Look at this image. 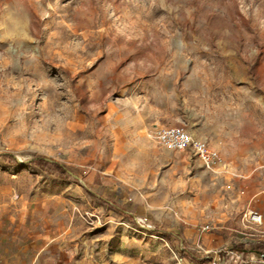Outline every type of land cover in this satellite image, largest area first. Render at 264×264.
I'll list each match as a JSON object with an SVG mask.
<instances>
[{"label":"rangeland","instance_id":"obj_1","mask_svg":"<svg viewBox=\"0 0 264 264\" xmlns=\"http://www.w3.org/2000/svg\"><path fill=\"white\" fill-rule=\"evenodd\" d=\"M168 127L215 163L159 144ZM1 153L74 175L0 160V264L24 249L31 263L58 236L78 252L90 238L83 252L105 264L111 248L122 264H199L182 246L264 264V216L249 221L241 184L264 171V0H0Z\"/></svg>","mask_w":264,"mask_h":264},{"label":"crops","instance_id":"obj_2","mask_svg":"<svg viewBox=\"0 0 264 264\" xmlns=\"http://www.w3.org/2000/svg\"><path fill=\"white\" fill-rule=\"evenodd\" d=\"M241 181V184L245 185L247 189H249L250 187L252 188L251 191H247V204H250V202L252 201L256 202L253 204V206L255 207L254 209L264 216V171L257 174L256 172H252V174L244 176V180ZM255 184H257V186H255ZM121 196L122 194L118 195L117 198H121ZM135 211L137 212L138 217H145L146 219H148L149 210L145 206L137 205ZM57 240H62L59 246L54 244V242ZM89 240L90 238H87L85 242L80 241V245H82V252L84 247L85 250L88 249L87 243ZM64 241L65 240H63L61 236L52 237V239H50L49 242L46 243L45 248L38 249L36 253L32 255V258L34 259L31 263L26 262L28 261L26 260V254L29 253V250L25 251L24 249L21 252L18 251L16 254L11 255L14 258H18V256L21 255L23 259L22 264H105L103 261L106 262V259L99 260L97 257H94L93 253L90 256L91 258H89V256L86 255L85 252H78V248L72 251V244H70L68 248L63 247V244L68 246L67 242ZM110 250H112L113 254V256L110 258L111 261H114V263L116 264L128 262L129 256L127 253H124L125 250H123L122 248H111Z\"/></svg>","mask_w":264,"mask_h":264},{"label":"built area","instance_id":"obj_3","mask_svg":"<svg viewBox=\"0 0 264 264\" xmlns=\"http://www.w3.org/2000/svg\"><path fill=\"white\" fill-rule=\"evenodd\" d=\"M158 143L172 150L190 151L201 164L210 168L217 158L206 141L197 139L189 130L183 127H168L158 132ZM250 222L262 224L263 216L257 211H249L247 214ZM147 219L141 218L145 222Z\"/></svg>","mask_w":264,"mask_h":264},{"label":"trees","instance_id":"obj_4","mask_svg":"<svg viewBox=\"0 0 264 264\" xmlns=\"http://www.w3.org/2000/svg\"><path fill=\"white\" fill-rule=\"evenodd\" d=\"M0 160L3 162H8L9 164H11L13 166H17V167H26V166H31V165H37V166H41L44 168V167L52 166L54 168V170L58 171V173L61 176L68 177L69 174L74 175L72 170H70L66 166H63V165L59 164L58 162H50L48 159H46L43 156H36L35 158H33L31 160L21 161L15 155H13L11 153H1L0 154ZM112 205L114 207H116L123 214H127V215L131 216L132 218L135 217V215L131 214L127 210L122 209L120 206H118L116 204H112ZM155 231L157 233H159L160 236H163V237H169L170 236L168 234V232H166L164 230L156 229ZM232 249H233L232 251L235 253L236 252H247L246 249H243L241 247H233ZM254 252L256 253V251H254ZM180 253H181L182 258H189L192 262L199 263V264H211L213 261L212 256H204L201 258V261L199 262L198 256L194 255L193 253H191L188 249L184 248L183 246H182V248H180ZM231 264H235V263L231 262Z\"/></svg>","mask_w":264,"mask_h":264},{"label":"bare ground","instance_id":"obj_5","mask_svg":"<svg viewBox=\"0 0 264 264\" xmlns=\"http://www.w3.org/2000/svg\"><path fill=\"white\" fill-rule=\"evenodd\" d=\"M147 203H148V206H149L151 209H153L154 211H156V212H158V213H160V214H162V215H164V216H166V217H169V218H171V219H173V220H175V221H177V222H179V223H183V224H192L191 221H188V220H184V219L178 218V217L172 215L171 213H169V212L163 210L161 207L157 206L155 203H153V202L150 201V200H148Z\"/></svg>","mask_w":264,"mask_h":264}]
</instances>
